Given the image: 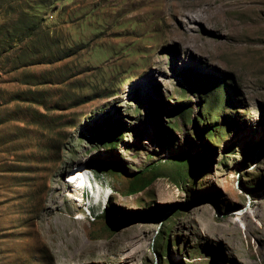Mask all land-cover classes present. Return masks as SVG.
Masks as SVG:
<instances>
[{
  "label": "rangeland",
  "instance_id": "1",
  "mask_svg": "<svg viewBox=\"0 0 264 264\" xmlns=\"http://www.w3.org/2000/svg\"><path fill=\"white\" fill-rule=\"evenodd\" d=\"M225 1L223 42L169 0H0V264H264V0Z\"/></svg>",
  "mask_w": 264,
  "mask_h": 264
},
{
  "label": "bare ground",
  "instance_id": "2",
  "mask_svg": "<svg viewBox=\"0 0 264 264\" xmlns=\"http://www.w3.org/2000/svg\"><path fill=\"white\" fill-rule=\"evenodd\" d=\"M168 3H169L168 10H170L171 13L174 14V16L184 17L187 19L186 25L188 23L195 24L198 21H201L202 23H205L208 26V28L213 27L217 29L219 33L224 35L223 42L228 41L229 38L231 37L230 33L226 30V28H228L230 24H229V21L225 19V16L227 15L226 12L228 11L226 7H228L229 5L235 4V1L228 2L225 0H169ZM206 10L211 11L209 13V16ZM190 12H194L196 15L192 16L190 15ZM227 19H229V17ZM211 24H214L215 26H212ZM188 31H189L188 35L190 36V38L194 40L198 39L199 36L196 35L195 28H189ZM174 36H177V34L174 33ZM69 180L73 181V179L70 176L66 177V181L69 182ZM90 186L92 185L90 184ZM87 188H89L88 185H87Z\"/></svg>",
  "mask_w": 264,
  "mask_h": 264
},
{
  "label": "built area",
  "instance_id": "3",
  "mask_svg": "<svg viewBox=\"0 0 264 264\" xmlns=\"http://www.w3.org/2000/svg\"><path fill=\"white\" fill-rule=\"evenodd\" d=\"M84 171L86 172L85 175H87V181H88V179L90 177V171L86 168H84ZM71 183H73V185L75 184L74 182H71ZM103 206H104V204H103Z\"/></svg>",
  "mask_w": 264,
  "mask_h": 264
},
{
  "label": "trees",
  "instance_id": "4",
  "mask_svg": "<svg viewBox=\"0 0 264 264\" xmlns=\"http://www.w3.org/2000/svg\"><path fill=\"white\" fill-rule=\"evenodd\" d=\"M202 82H203L202 84H204V86H206V87L208 86V85H206L208 83V81L203 80ZM108 144L113 145V144H115V141L108 142Z\"/></svg>",
  "mask_w": 264,
  "mask_h": 264
}]
</instances>
